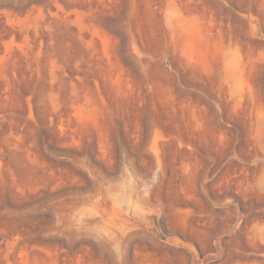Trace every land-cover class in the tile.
<instances>
[{
	"label": "rangeland",
	"instance_id": "374dc122",
	"mask_svg": "<svg viewBox=\"0 0 264 264\" xmlns=\"http://www.w3.org/2000/svg\"><path fill=\"white\" fill-rule=\"evenodd\" d=\"M0 264H264V0H0Z\"/></svg>",
	"mask_w": 264,
	"mask_h": 264
}]
</instances>
